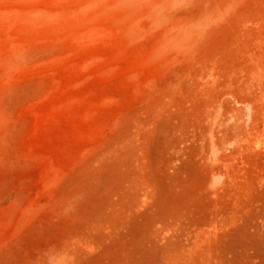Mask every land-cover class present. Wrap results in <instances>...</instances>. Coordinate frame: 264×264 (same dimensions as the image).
Returning a JSON list of instances; mask_svg holds the SVG:
<instances>
[{"label":"rangeland","instance_id":"1","mask_svg":"<svg viewBox=\"0 0 264 264\" xmlns=\"http://www.w3.org/2000/svg\"><path fill=\"white\" fill-rule=\"evenodd\" d=\"M66 1L0 15V264H264V0Z\"/></svg>","mask_w":264,"mask_h":264},{"label":"bare ground","instance_id":"2","mask_svg":"<svg viewBox=\"0 0 264 264\" xmlns=\"http://www.w3.org/2000/svg\"><path fill=\"white\" fill-rule=\"evenodd\" d=\"M18 0H1L0 1V15L10 17L14 20V26L20 28V30L27 31L32 28L57 26L58 20H61L65 15L69 13L71 3L66 0H24L31 2L32 6L26 10H20L14 8V4ZM126 4L128 10L117 13H109L106 5L101 6L96 11H85L83 14L78 12L74 13L71 17L73 22L83 20L98 21L97 23L107 28H112L117 22H122L127 27H131L137 21L141 15L155 14L159 15L157 7L163 0H121ZM74 4V3H73ZM89 4H87V7ZM26 18L27 20H24ZM83 19V20H82ZM80 25V24H79ZM187 26L186 22H180L176 25L177 29H182ZM12 38V34H9ZM175 38V37H174ZM111 50L112 44H105ZM119 61L120 58L114 54H110L108 57L97 60L98 65H105L111 61ZM136 62L126 61L128 67L135 66ZM263 108L260 106L258 110L251 114V110L247 107L248 119L251 120L254 126L262 123L264 126V116L260 119ZM264 113H262L263 115ZM217 154V152H215ZM215 160V159H214ZM218 161V159H217ZM50 264H57V259H53Z\"/></svg>","mask_w":264,"mask_h":264}]
</instances>
